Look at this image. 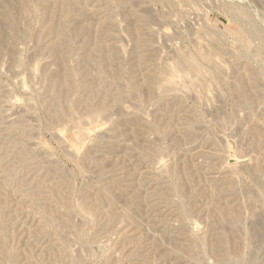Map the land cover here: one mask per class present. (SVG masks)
Wrapping results in <instances>:
<instances>
[{
	"label": "rangeland",
	"instance_id": "obj_1",
	"mask_svg": "<svg viewBox=\"0 0 264 264\" xmlns=\"http://www.w3.org/2000/svg\"><path fill=\"white\" fill-rule=\"evenodd\" d=\"M0 264H264V0H0Z\"/></svg>",
	"mask_w": 264,
	"mask_h": 264
},
{
	"label": "bare ground",
	"instance_id": "obj_2",
	"mask_svg": "<svg viewBox=\"0 0 264 264\" xmlns=\"http://www.w3.org/2000/svg\"><path fill=\"white\" fill-rule=\"evenodd\" d=\"M67 67V66H66ZM67 72V71H66ZM65 75V74H64ZM69 76V75H68ZM67 83V82H66ZM58 85V84H57ZM69 88V87H68Z\"/></svg>",
	"mask_w": 264,
	"mask_h": 264
}]
</instances>
